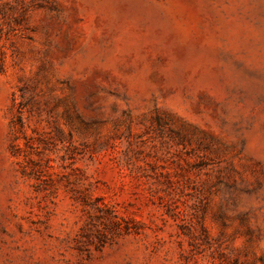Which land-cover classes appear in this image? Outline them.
Returning a JSON list of instances; mask_svg holds the SVG:
<instances>
[{"label": "rangeland", "instance_id": "rangeland-1", "mask_svg": "<svg viewBox=\"0 0 264 264\" xmlns=\"http://www.w3.org/2000/svg\"><path fill=\"white\" fill-rule=\"evenodd\" d=\"M0 264H264V0H0Z\"/></svg>", "mask_w": 264, "mask_h": 264}]
</instances>
